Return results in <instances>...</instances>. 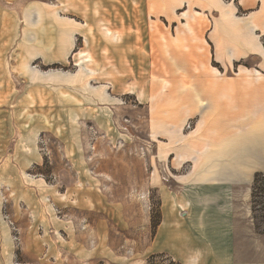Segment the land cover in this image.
Instances as JSON below:
<instances>
[{
	"label": "rangeland",
	"instance_id": "1",
	"mask_svg": "<svg viewBox=\"0 0 264 264\" xmlns=\"http://www.w3.org/2000/svg\"><path fill=\"white\" fill-rule=\"evenodd\" d=\"M262 117L264 0H0V264H177L159 191L207 181L264 234V169L198 176L258 163Z\"/></svg>",
	"mask_w": 264,
	"mask_h": 264
},
{
	"label": "crops",
	"instance_id": "2",
	"mask_svg": "<svg viewBox=\"0 0 264 264\" xmlns=\"http://www.w3.org/2000/svg\"><path fill=\"white\" fill-rule=\"evenodd\" d=\"M262 136L256 135L253 139ZM33 139V135L27 133L20 144L27 151L32 146ZM239 145L240 142L237 141L228 149L224 148L227 150L225 153H220L226 157L228 152L238 153L241 150L238 149ZM258 153V163L253 165L250 162L242 163V155H239L238 161L234 159L230 163H221L217 170L213 168V164L204 163L198 176L200 179H215L218 175L221 176L220 171L226 170L233 173V180L250 182L251 172L264 169V149L262 153ZM210 172L213 174L210 175ZM186 189L183 197L173 190L169 194L159 191L162 224L155 232V241L162 242L163 246L156 250L169 252L177 264H264V240L260 238H264V234L253 236L251 233L250 238L246 239L237 223L243 213H248L247 191L242 195L240 187L235 188L225 181L202 182L199 185H189ZM177 198L189 201V211L186 209L183 218L184 226H177V213L172 209V200ZM242 205L245 207L244 211ZM169 222H175L176 227L174 224L168 226Z\"/></svg>",
	"mask_w": 264,
	"mask_h": 264
}]
</instances>
